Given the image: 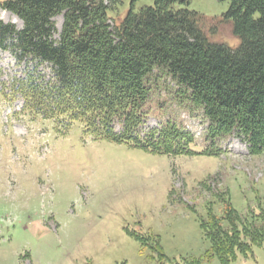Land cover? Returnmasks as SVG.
Here are the masks:
<instances>
[{"label": "rangeland", "instance_id": "374dc122", "mask_svg": "<svg viewBox=\"0 0 264 264\" xmlns=\"http://www.w3.org/2000/svg\"><path fill=\"white\" fill-rule=\"evenodd\" d=\"M196 12L208 41L235 50L240 41L225 20L228 2L183 0ZM1 2V0H0ZM130 0L121 5L123 19ZM152 0L135 2L152 6ZM0 21L22 29V22L0 7ZM58 41L62 16L53 18ZM113 22L110 26L113 29ZM1 80L9 83L36 70L54 79L48 63H21L0 50ZM139 128L158 129L167 120L194 135L183 156L157 155L86 136L67 117L57 120L22 111L23 102L0 99V264H157V254L136 237H158L170 261L200 258L208 250L200 220L219 215L224 201L239 213L264 209V155L249 154L236 135L207 153V121L200 110L180 102L168 78L158 80ZM203 264H220L211 258ZM232 264H264V243Z\"/></svg>", "mask_w": 264, "mask_h": 264}, {"label": "trees", "instance_id": "16d2710c", "mask_svg": "<svg viewBox=\"0 0 264 264\" xmlns=\"http://www.w3.org/2000/svg\"><path fill=\"white\" fill-rule=\"evenodd\" d=\"M130 0H1L0 7L22 22L17 30L0 21V50H10L18 63L36 60L52 67L44 81L36 70L9 83L1 80L0 96L20 99L32 116L67 117L86 136L126 144L157 155L183 156L194 135L167 120L158 129L139 131L158 80L168 78L176 97L202 112L207 121V153L218 156V144L236 135L254 157L264 155V0L228 2L224 15L240 41L237 49L212 44L200 27V16L183 0H152L138 10ZM62 16L58 41L53 18ZM113 22V29L110 26ZM208 250L200 258L170 261L158 237H136L157 254V264H203L211 258L232 264L264 243V209L237 212L224 201L222 212L211 210L200 220Z\"/></svg>", "mask_w": 264, "mask_h": 264}]
</instances>
